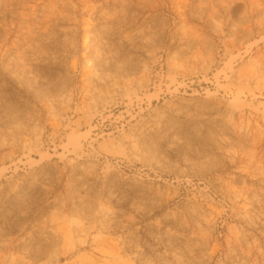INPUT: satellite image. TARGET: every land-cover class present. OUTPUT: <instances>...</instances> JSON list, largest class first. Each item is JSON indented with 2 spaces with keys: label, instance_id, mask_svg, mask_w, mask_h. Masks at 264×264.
I'll use <instances>...</instances> for the list:
<instances>
[{
  "label": "rangeland",
  "instance_id": "rangeland-1",
  "mask_svg": "<svg viewBox=\"0 0 264 264\" xmlns=\"http://www.w3.org/2000/svg\"><path fill=\"white\" fill-rule=\"evenodd\" d=\"M0 264H264V0H0Z\"/></svg>",
  "mask_w": 264,
  "mask_h": 264
}]
</instances>
